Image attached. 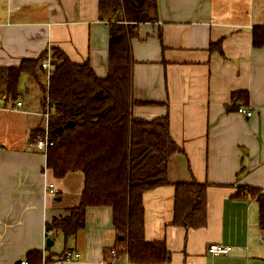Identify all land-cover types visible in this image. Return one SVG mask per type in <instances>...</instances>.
<instances>
[{"label": "crops", "instance_id": "0c3cea01", "mask_svg": "<svg viewBox=\"0 0 264 264\" xmlns=\"http://www.w3.org/2000/svg\"><path fill=\"white\" fill-rule=\"evenodd\" d=\"M157 16L135 29L133 98L152 105L136 106L133 116L168 115L181 152L169 160L170 185L143 196L145 238L166 243L170 264H264L258 204L236 195L241 187L264 194V47H253L254 27H264V0H157ZM109 30L98 0H0V67L17 68L44 54L51 59L59 49L105 78ZM20 92L18 112L0 92V264L46 252L47 225L77 207L84 189L81 172L56 179L47 156L28 149L31 131L43 123L40 95L28 102L31 89ZM241 92L246 103V95L234 97ZM240 106L252 117L238 114ZM192 181L209 186L207 223L186 231L172 226L174 185ZM49 184L56 196H45ZM116 241L112 209L90 207L84 230L68 248L81 254L82 264H101ZM53 242L51 252L63 253L62 236ZM212 244L234 250L213 257L207 252Z\"/></svg>", "mask_w": 264, "mask_h": 264}, {"label": "trees", "instance_id": "16d2710c", "mask_svg": "<svg viewBox=\"0 0 264 264\" xmlns=\"http://www.w3.org/2000/svg\"><path fill=\"white\" fill-rule=\"evenodd\" d=\"M102 21L109 24V72L98 77L88 61L71 62L59 49L51 53L52 71L43 85L40 69L46 54L24 59L17 68L0 67V92L6 103L21 99L23 75L40 89V106L50 108L49 130L53 146L48 149L46 166L56 179L71 172L84 175V189L77 207L54 219L46 232L70 240L85 228L90 207H110L117 234L114 248L126 254L133 264H170L172 253L165 242L145 238V193L170 185L167 171L170 158L181 152L170 135L168 115L155 120L133 116L136 106L152 105L133 98L132 42L135 29L156 23L157 0H98ZM221 52L220 44L215 45ZM253 47H264V27L253 29ZM215 48V47H214ZM45 76V75H44ZM246 92L234 94L242 99ZM74 122L67 128L66 124ZM63 127V130H58ZM33 129L29 142L41 134ZM39 134V135H38ZM172 226L186 231L204 228L207 223L208 184L196 181L177 183ZM237 196L249 195L259 208V227L264 230V194L252 187L238 188ZM123 237V240H120ZM49 239V238H48ZM62 254V253H61ZM60 254V255H61ZM60 256L46 248V263ZM28 264H43L40 251L27 254Z\"/></svg>", "mask_w": 264, "mask_h": 264}, {"label": "built area", "instance_id": "2783aa9c", "mask_svg": "<svg viewBox=\"0 0 264 264\" xmlns=\"http://www.w3.org/2000/svg\"><path fill=\"white\" fill-rule=\"evenodd\" d=\"M51 59L48 58L42 63V71L46 73L47 80L49 79L52 71ZM2 100H0V110L2 109ZM22 108V103L20 101L16 102V106L12 108V112H18ZM237 113L250 118L253 115V111L246 107L240 106L237 108ZM43 119L41 126V134L37 137L35 141H32L28 145V149L34 152H40L47 155L48 149L53 146V142L50 140V130H49V118H50V108L47 105L46 111L40 114ZM57 190L53 184H49L45 188V196H56ZM55 233L53 231L46 232V239H51L54 237ZM234 248L232 246H226L221 244H212L208 247L207 252L213 257L227 256L233 252ZM43 264H48L45 262L46 252H42ZM18 264H28L27 260H22ZM49 264H82L81 254L76 250H67L58 256L52 263ZM101 264H133L129 261L126 254L120 253L116 248H110L106 252V256Z\"/></svg>", "mask_w": 264, "mask_h": 264}, {"label": "rangeland", "instance_id": "374dc122", "mask_svg": "<svg viewBox=\"0 0 264 264\" xmlns=\"http://www.w3.org/2000/svg\"><path fill=\"white\" fill-rule=\"evenodd\" d=\"M44 75L42 74V76H41V82L43 85H46L47 84L46 73H44ZM27 88L31 89L32 95L30 98L26 95L27 98L26 97L25 98L28 102H30V101L34 102L36 100L37 96H39L41 94L40 89L38 88V86H36L35 84H32V82H30L29 77L27 75H23L20 79V91L25 92V90H27ZM39 110H40L39 111L40 114H43L45 112V111H42L41 108ZM41 126H42V124L39 127L41 128ZM55 239H56V237H55ZM56 243H57V240H56Z\"/></svg>", "mask_w": 264, "mask_h": 264}, {"label": "water", "instance_id": "95a60500", "mask_svg": "<svg viewBox=\"0 0 264 264\" xmlns=\"http://www.w3.org/2000/svg\"><path fill=\"white\" fill-rule=\"evenodd\" d=\"M40 69L42 70V66H41ZM74 125H75L74 122H69V123L66 124V127H67V128H71V127H73ZM58 130H63V127L59 128ZM120 240H123V237H120ZM53 245H54L53 240H52V239H47L46 247H47V248H52Z\"/></svg>", "mask_w": 264, "mask_h": 264}]
</instances>
